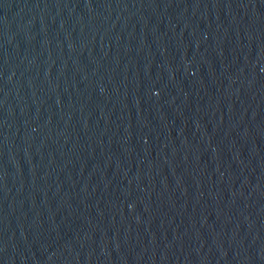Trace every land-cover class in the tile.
<instances>
[{
  "label": "water",
  "instance_id": "water-1",
  "mask_svg": "<svg viewBox=\"0 0 264 264\" xmlns=\"http://www.w3.org/2000/svg\"><path fill=\"white\" fill-rule=\"evenodd\" d=\"M0 264H264V0H0Z\"/></svg>",
  "mask_w": 264,
  "mask_h": 264
}]
</instances>
